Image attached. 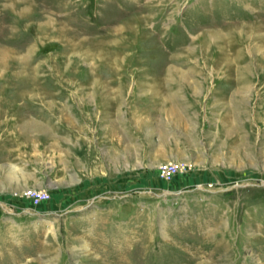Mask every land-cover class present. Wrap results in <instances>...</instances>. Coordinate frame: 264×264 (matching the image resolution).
I'll use <instances>...</instances> for the list:
<instances>
[{"label":"rangeland","instance_id":"1","mask_svg":"<svg viewBox=\"0 0 264 264\" xmlns=\"http://www.w3.org/2000/svg\"><path fill=\"white\" fill-rule=\"evenodd\" d=\"M0 264H264V0H0Z\"/></svg>","mask_w":264,"mask_h":264},{"label":"built area","instance_id":"2","mask_svg":"<svg viewBox=\"0 0 264 264\" xmlns=\"http://www.w3.org/2000/svg\"><path fill=\"white\" fill-rule=\"evenodd\" d=\"M162 177L167 180H172L175 172H177V167L173 164H166L161 166L160 169ZM25 197L31 201L34 207L40 206L43 202L51 199V193L49 190L40 188H27L25 190Z\"/></svg>","mask_w":264,"mask_h":264},{"label":"crops","instance_id":"3","mask_svg":"<svg viewBox=\"0 0 264 264\" xmlns=\"http://www.w3.org/2000/svg\"><path fill=\"white\" fill-rule=\"evenodd\" d=\"M13 162H14V159L10 158L9 160H7V162H6L7 164L3 165V167H4V178L2 177V179L4 180V184H7L9 186H12V185L33 186V185L38 184L36 182L35 178H30V177L22 176L19 173L10 172V171L14 170V166H13L14 164H12ZM19 209L20 210L17 211V214H19L20 212L24 213V211H25L24 206H21Z\"/></svg>","mask_w":264,"mask_h":264}]
</instances>
